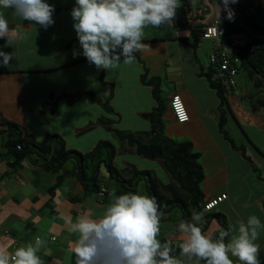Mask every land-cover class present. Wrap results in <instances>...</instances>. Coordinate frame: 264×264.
I'll list each match as a JSON object with an SVG mask.
<instances>
[{
    "label": "crops",
    "instance_id": "crops-1",
    "mask_svg": "<svg viewBox=\"0 0 264 264\" xmlns=\"http://www.w3.org/2000/svg\"><path fill=\"white\" fill-rule=\"evenodd\" d=\"M48 3L55 6V22L47 29L23 20L11 9H0L10 28L5 39H0V49L13 56L7 67H0V125L12 122L35 142H40L48 133L56 134L64 140L66 149L83 154L90 152L98 142L109 141L116 148L114 166L129 178L134 171L143 170L137 165L143 163V158L125 142H120L112 130H150L148 120L141 117V113L156 107L150 87L141 84L147 90L144 94L150 98L138 101L140 90L137 93L130 90L128 74L135 67L140 66L143 70L145 67L150 70L149 75H165L168 83L172 81L180 85L174 94L180 96L188 121L179 123L167 103L163 117L164 133L175 141H190L193 151L199 155L204 173L200 184L202 203L226 195L216 206V211L212 210L222 214L230 225V236L225 242L235 234L238 222H246L249 216L259 217L264 224V91L252 81L253 93L226 96L224 105L220 104L204 75L215 42L208 40L212 44L205 64L197 47H202L206 40H195V32L189 25L181 27L174 23L160 28L147 27L142 40L145 47L134 53L133 63L121 62L117 72L97 69L82 55L73 57L74 51H80L70 15L74 0H48ZM206 4V16L209 17L210 7L216 6V1L187 0L184 4L181 0V7L177 10L184 9V17H187L191 12L202 13ZM170 63L177 69L168 71ZM119 86L127 87L129 101L126 106L132 108L128 112L136 117L132 118V124L131 116L123 112L122 105L115 110L109 104L112 113H108L90 100L92 95L100 101L118 100ZM82 91L90 92L91 97L83 96L72 103L66 101L67 97ZM111 93V98L106 99ZM221 115L225 119L223 128L234 144L222 135ZM100 119L111 120V130L98 123ZM90 124L92 129L84 131ZM98 129L100 137L97 136ZM3 143L0 137V249L12 254L17 247L32 243L39 236L44 241L38 252L43 264H76L73 247L78 234L71 232L70 224L81 214L89 212L98 220L110 204L112 193L116 194L117 185L108 179L102 166L99 180L104 194L87 191L74 174H66L76 169L73 161L52 173L40 163L36 165L34 160L28 159L13 168L12 160L4 157ZM64 174V179L53 189ZM181 221H184L182 216L172 220L162 214L161 230H168L169 235H161L160 231L158 239L169 243L172 248H179L185 239L184 235L183 238L179 236L177 226ZM198 224L202 225L201 222ZM211 225H217L214 229L220 230L213 219L204 234ZM258 232L259 259L264 264V228ZM173 255L184 259L180 253ZM230 258L234 264H240L237 258Z\"/></svg>",
    "mask_w": 264,
    "mask_h": 264
},
{
    "label": "clouds",
    "instance_id": "clouds-1",
    "mask_svg": "<svg viewBox=\"0 0 264 264\" xmlns=\"http://www.w3.org/2000/svg\"><path fill=\"white\" fill-rule=\"evenodd\" d=\"M237 2L218 0V13L222 9L224 18L233 20L235 12L229 6ZM179 7L181 0H74L70 15L80 51H74L73 57L82 55L100 70L118 67L121 62L131 64L134 53L145 47V29L171 25ZM0 9H11L23 20L44 29L55 22V6L48 0H0ZM9 32L8 20L0 11V39H5ZM12 60L11 52L0 49V67H7ZM170 103L171 99L169 108ZM161 215L154 197L113 192L98 220L89 212L70 224L71 232L78 234L73 247L76 264H234L230 257L237 258L240 264H261L256 241L258 229L264 228V224L255 215L246 222L239 221L227 243L226 231L212 238L197 223L181 221L177 227L185 236L179 245L183 260L172 254L169 243L158 239ZM192 219L198 222L202 214L194 213ZM43 245L44 241L37 236L34 242L17 247L12 254L0 249V264H43L38 255Z\"/></svg>",
    "mask_w": 264,
    "mask_h": 264
},
{
    "label": "trees",
    "instance_id": "trees-1",
    "mask_svg": "<svg viewBox=\"0 0 264 264\" xmlns=\"http://www.w3.org/2000/svg\"><path fill=\"white\" fill-rule=\"evenodd\" d=\"M184 4L187 0H182ZM218 0H209V2ZM186 6V5H185ZM235 10L234 19L224 20L225 33H243L249 38V43L241 48L238 53L240 63L236 66L238 72H247L248 77L253 83L264 91V7L261 0H238L232 4ZM184 9L176 11L177 18L174 17L172 23L186 27L189 22L198 23L207 15V7L201 9L199 13H189L184 17ZM201 27V26H200ZM143 74L140 77L142 85L150 87L151 96L156 102L154 110L141 113V117L148 120L150 130L147 132H124L112 130L120 142H125L132 147L134 153L144 159L155 161L160 160L164 169L169 173L170 182L166 185L162 184L150 171H134L129 178H125L114 166V157L116 155L115 146L109 141L98 142L97 145L88 153H80L76 150L66 149L64 140L53 133H48L40 142L33 141L29 138L20 127L12 122H5L0 125V137L3 139V146L6 149L5 158L11 159L12 166L15 168L23 159L34 160V164H41L49 172L59 171L63 165L69 161L76 164V169L66 174H74L79 181L82 182L84 188L91 193L101 191V183L99 180V169L104 167L108 174V179L117 185L116 195L123 193H136V187L143 179L146 181V192L154 197L159 206L161 214L178 208L182 220L191 222L194 213L202 214L205 221L201 220L202 232L207 229L208 223L215 220L220 226L219 232H214L211 237L216 238L220 231L229 233L225 240L230 236V225L225 217L220 213H214L216 207L209 211H203L202 193L200 184L203 180V170L199 163V155L193 151L190 141H175L168 138L164 133L165 121L163 119L167 104L160 96V78L149 77L147 69L144 67ZM206 80L219 98L220 104L225 103L224 88L217 82L212 81L213 69L207 67L204 73ZM90 92H79L66 98V101L72 103L76 99L89 96ZM112 93L110 94L111 98ZM91 102L98 103L102 109L108 113H112L109 106V99L100 101L90 98ZM52 106L55 102L52 101ZM224 117L220 116V130L225 139L234 144L228 132L225 131ZM98 123L106 126L108 130L112 121L100 119ZM90 124L84 131L91 130ZM62 175L58 178L56 185L66 176ZM105 190H102L104 194ZM180 253V249L173 247V253ZM206 264V261H201Z\"/></svg>",
    "mask_w": 264,
    "mask_h": 264
},
{
    "label": "built area",
    "instance_id": "built-area-1",
    "mask_svg": "<svg viewBox=\"0 0 264 264\" xmlns=\"http://www.w3.org/2000/svg\"><path fill=\"white\" fill-rule=\"evenodd\" d=\"M229 7L234 10L232 4ZM210 12L209 17L205 15L200 20L199 26H197L198 23L189 24L195 32L196 40H213L215 42L209 56V66L213 69L212 81L219 83L224 88L225 96L236 95L235 76L238 74L236 66L240 63L238 53L241 48L249 43V38L243 33H225L224 20L226 19L222 9L218 13L216 6L212 5ZM170 109L179 123L188 120L186 109L179 95L174 94L172 96ZM225 198L226 195L222 194L205 201L203 211L213 209Z\"/></svg>",
    "mask_w": 264,
    "mask_h": 264
},
{
    "label": "rangeland",
    "instance_id": "rangeland-1",
    "mask_svg": "<svg viewBox=\"0 0 264 264\" xmlns=\"http://www.w3.org/2000/svg\"><path fill=\"white\" fill-rule=\"evenodd\" d=\"M261 4L264 7V0H261ZM202 44H203L202 47L198 46L197 48H198L199 51L201 50L200 54L205 59V60H203L204 63L206 62L205 64H207V62H208V54L207 53L209 52V48H211L212 41L209 42L208 40H206ZM195 46H196V44H195ZM206 54H207V56H206ZM117 69H118V67L112 68V70H114L116 72L118 71ZM149 71L150 70H147L148 78L149 77H155V76L149 75L150 74ZM130 73H128L129 76H130L129 83L131 84L130 85V90L132 92H134V93H137V91L140 90L139 93H138V101L140 100V98H141L142 102L146 101V99L148 100V98H150V97H148V94H146V93L144 94V90H146V89H143L141 87V82H140V77L143 74V68L141 67V69H140V66L137 67V68L135 67L133 70H131ZM157 77H159L160 80H161L160 81V96L163 99V101L167 104V103L170 102L169 99H171V97L174 95V93L177 92V90L180 89L179 88L180 85L177 84V83H173L172 81L168 83L167 77L165 75H159ZM235 83H236V87H237V94H236L237 97L238 96H242L244 93L248 94V93H250V91L252 93L255 91V87H254V85L252 83V80H250V78L247 75V72H245V71L244 72L243 71L238 72V74L235 76ZM126 89H127L126 86H119L118 89H117L118 100H112V101L109 100V104L115 110L120 109V108H118L119 104L122 105L123 108H121V109L123 110V112H126L128 116H131L130 119H132V118L136 119V117H132V115L128 112L129 109L132 110V108H129L128 106H126L127 103H128L127 101H129V98L126 97V91H127ZM145 92H147V90ZM107 98H109V95L106 97V99ZM136 98H137V95H136ZM229 98H231V97H229ZM134 99H135V96H134ZM155 104H156V102H155ZM261 104H263V103H261ZM133 119L131 121V124L133 123ZM137 121H139L140 123L142 122L141 119H137ZM101 130L104 131L103 128H101ZM104 133L107 136L111 135L110 133H106V132H104ZM104 133H103V135H104ZM100 134H101V131L98 129L97 130V136L100 137ZM103 135L101 137H105ZM143 160H145V161H143ZM143 160H142L143 163H137L138 168L150 171L152 173V175L154 177H156L164 185H166V184H168L170 182L169 180H170L171 176L164 169V167H163V165H162L160 160L151 161V160H147V159H144V158H143ZM100 183H101V179H100ZM145 185H146L145 179H143V180H141L139 182V184L136 187V190H137L138 194H141V195L146 194ZM165 216H169L172 220L173 219H178L179 217H181L180 216V210L178 208L172 209L170 211H167ZM201 220H203V222H204L205 218L202 217ZM200 221H198V222H200ZM191 222H195V223L198 224V222L197 221H193V219H192ZM166 224H171V223H166ZM216 227H217V225H211L209 227V229L207 230L205 235L209 236L214 231L219 232L218 230L214 229ZM162 234L169 235V232H168V230L164 229V230H161V235ZM177 236H178V234H177ZM179 236L181 238H183V234H180ZM175 239H176V237H175ZM181 242H183V241H181Z\"/></svg>",
    "mask_w": 264,
    "mask_h": 264
},
{
    "label": "water",
    "instance_id": "water-1",
    "mask_svg": "<svg viewBox=\"0 0 264 264\" xmlns=\"http://www.w3.org/2000/svg\"><path fill=\"white\" fill-rule=\"evenodd\" d=\"M169 65H170V68L168 69V71H170V70L172 71V70H174V69H177V68H172V67H171V65H172L171 63H170Z\"/></svg>",
    "mask_w": 264,
    "mask_h": 264
}]
</instances>
